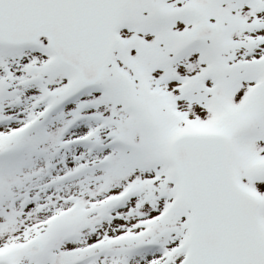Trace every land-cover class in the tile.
Segmentation results:
<instances>
[{"label": "snow or ice", "instance_id": "snow-or-ice-1", "mask_svg": "<svg viewBox=\"0 0 264 264\" xmlns=\"http://www.w3.org/2000/svg\"><path fill=\"white\" fill-rule=\"evenodd\" d=\"M0 264H264V0H0Z\"/></svg>", "mask_w": 264, "mask_h": 264}]
</instances>
